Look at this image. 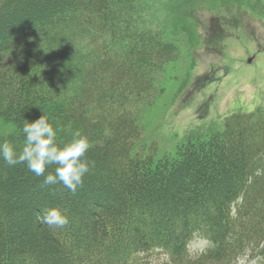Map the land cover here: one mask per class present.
<instances>
[{
    "label": "trees",
    "instance_id": "trees-1",
    "mask_svg": "<svg viewBox=\"0 0 264 264\" xmlns=\"http://www.w3.org/2000/svg\"><path fill=\"white\" fill-rule=\"evenodd\" d=\"M156 2L0 0V122L13 127L0 143L22 151L25 120L43 114L58 144L88 136L94 162L72 193L0 158V264H264V111L174 157L132 154L136 116L178 53L148 25ZM52 206L63 229L38 218Z\"/></svg>",
    "mask_w": 264,
    "mask_h": 264
},
{
    "label": "rangeland",
    "instance_id": "rangeland-1",
    "mask_svg": "<svg viewBox=\"0 0 264 264\" xmlns=\"http://www.w3.org/2000/svg\"><path fill=\"white\" fill-rule=\"evenodd\" d=\"M146 18L178 53L136 116L141 136L132 154L174 157L178 146L221 132L233 117L264 111V0H157ZM12 131L0 122V136Z\"/></svg>",
    "mask_w": 264,
    "mask_h": 264
},
{
    "label": "clouds",
    "instance_id": "clouds-1",
    "mask_svg": "<svg viewBox=\"0 0 264 264\" xmlns=\"http://www.w3.org/2000/svg\"><path fill=\"white\" fill-rule=\"evenodd\" d=\"M60 130L59 125L54 127L43 114L34 121L25 120L21 129L25 138L22 151L18 153L11 142L5 141L0 143V158L8 166L25 164L35 176L43 177L44 185L59 183L75 193L85 174L94 166V162L86 158L93 145L78 129L72 132L70 141L58 144ZM49 165H56L55 173L45 175ZM38 218L49 229H63L69 223L66 211L59 206L44 209Z\"/></svg>",
    "mask_w": 264,
    "mask_h": 264
}]
</instances>
